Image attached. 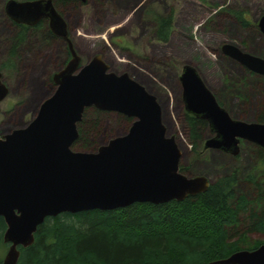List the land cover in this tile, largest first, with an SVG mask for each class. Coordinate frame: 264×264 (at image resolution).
Here are the masks:
<instances>
[{
  "label": "water",
  "instance_id": "1",
  "mask_svg": "<svg viewBox=\"0 0 264 264\" xmlns=\"http://www.w3.org/2000/svg\"><path fill=\"white\" fill-rule=\"evenodd\" d=\"M5 10L18 24L34 25L47 17L53 33L67 39L66 22L51 0H8ZM257 28L264 35V15ZM222 51L264 77L263 58L231 44L223 45ZM71 52V60L52 78L53 93L40 103L32 119L0 138V218L6 226L2 242L9 245L0 264H17L18 247L34 243V234L46 218L112 211L135 203L181 202L206 192L211 183L179 171L181 152L175 137L166 133L154 95L128 74L110 72L101 55L78 69L79 57ZM179 80L186 113L205 121L214 133L204 141V149L237 156L243 141L264 150V123L232 118L194 66H183ZM6 93L0 76V101ZM92 107L133 121L123 135L96 151H73L77 125ZM207 264H264V243Z\"/></svg>",
  "mask_w": 264,
  "mask_h": 264
},
{
  "label": "rangeland",
  "instance_id": "2",
  "mask_svg": "<svg viewBox=\"0 0 264 264\" xmlns=\"http://www.w3.org/2000/svg\"><path fill=\"white\" fill-rule=\"evenodd\" d=\"M7 1L0 0V67L17 33L4 12ZM145 9L173 14L174 23L167 43L151 39L150 20L143 17ZM234 11L247 12L251 26L240 27ZM62 13L81 62L101 55L110 71L127 73L156 97L166 133L175 137L181 152L180 163L189 168L188 176L214 181L234 170L240 176L252 173L259 177L252 171L254 144H242L237 156L204 150L201 145L193 150L182 120L184 105L179 76L183 66H194L232 118L252 122L256 108L264 101L260 91L263 77L251 74L230 59L223 53L222 46L231 44L264 59V35L257 28L264 15V0H87L82 6L63 7ZM30 47L31 53L28 52ZM16 52L17 71L13 74L5 64L2 70L9 94L0 105V138L24 127L40 103L53 93L49 78L64 56L58 42L45 43L38 33L26 37ZM241 92H245L246 97H240ZM99 122L100 131L95 136L99 146L127 130L113 112L103 115ZM209 135L210 131H206L201 143ZM249 237L252 241L264 242V234ZM7 250L8 245L0 244L1 260Z\"/></svg>",
  "mask_w": 264,
  "mask_h": 264
},
{
  "label": "trees",
  "instance_id": "3",
  "mask_svg": "<svg viewBox=\"0 0 264 264\" xmlns=\"http://www.w3.org/2000/svg\"><path fill=\"white\" fill-rule=\"evenodd\" d=\"M55 6L63 15V7L69 4L55 0ZM232 13L240 27L251 26L247 12ZM143 17L150 20L151 39L167 43L174 23L173 14L145 9ZM41 30L38 36L48 41V34ZM26 35L25 30L17 31L10 41L6 66L15 68L16 48L24 43ZM261 81L260 91L264 96V77ZM245 94L241 92L239 96L243 98ZM256 109L253 121L264 123V101ZM108 113L112 112L95 108L84 111L77 125L79 137L72 146L73 151H96L99 121ZM117 117L128 130L133 120L120 114ZM182 120L188 142L196 150L204 133L209 131L208 125L188 115ZM254 150L252 171L259 177L252 173L240 176L233 170L210 181L206 192L181 202L135 203L112 211L63 213L46 218L34 234V243L27 248L18 247L17 264H207L239 250H254L264 243L249 237L264 234V151L258 147ZM179 171L187 175L189 168L180 163ZM5 228L0 218L3 246Z\"/></svg>",
  "mask_w": 264,
  "mask_h": 264
},
{
  "label": "flooded vegetation",
  "instance_id": "4",
  "mask_svg": "<svg viewBox=\"0 0 264 264\" xmlns=\"http://www.w3.org/2000/svg\"><path fill=\"white\" fill-rule=\"evenodd\" d=\"M17 1V0H16ZM25 1H33V0H25ZM61 2H62V4H69V6H71L72 8H75V7H77V6H82L83 4H85V3H83V2H81V1H78V0H60ZM19 2H24V1H19ZM51 2H52V5H53V7H54V9H55V11L58 13V14H60L61 16H62V18L64 19V17H63V15L60 13V11L56 8V6H55V0H51ZM67 6V5H66ZM4 12H5V15H6V18H7V20L10 22V24L17 30V31H20V30H25L26 32H27V35L28 36H26V37H28L29 38V35L30 34H32V33H37V32H40V31H42L41 30V28L42 29H44L45 30V32L48 34V41L46 40V42L49 44V43H52V42H58L60 45H61V49H62V52H63V59L61 60V62L59 63V65H58V67L57 68H54L53 69V71H52V74L50 75V78H49V82H50V84L53 86V88L55 89V85H54V83H53V80H52V78H53V76L56 74V73H58L59 71H61V70H63L64 68H65V66L67 65V63L71 60V58H72V52H71V49L76 53V55L79 57V65H78V69L82 66V65H84L88 60H86L85 62H81V57H80V54H79V52L77 51V49H76V47H75V45L73 44V41H72V39H71V37H70V34H69V30H68V24H67V22H66V20L64 19V21L66 22V32H67V39H65V38H61V37H59V36H57L56 34H54L53 33V31L50 29V20H49V18H47V17H43V18H41L40 19V21H38L37 23H35L34 25H27V24H18V23H15L14 21H12L11 19H10V17L6 14V10H5V8H4ZM68 41H70L71 42V47H70V44H69V42ZM45 42V43H46ZM33 51V49H32V47H30V48H28V52L29 53H31ZM8 55L9 54H7L6 55V60L8 59ZM93 57V56H92ZM6 60H5V62H6ZM90 60V59H89ZM5 62L3 63V65L5 64ZM1 65V67H0V76H1V83L2 84H4L5 85V87H6V89H7V93H6V95H5V97L0 101V105L2 104V102L7 98V96H8V94H9V87H8V85L5 83L6 82V80H5V77H4V75H3V72H2V70H4V66H6V65ZM6 68L8 69V70H10V71H12L13 72V74H14V71H17V68L16 69H14V68H10L9 66H6ZM6 70V69H5ZM109 71H110V69H109ZM110 72H113V71H110ZM117 73V72H116ZM251 73V72H250ZM118 74H121V73H118ZM127 74V73H126ZM181 85V84H180ZM211 91V90H210ZM212 92V91H211ZM212 94L214 95V97H215V99L217 100V97L215 96V94L212 92ZM183 102V101H182ZM217 102L221 105V103L217 100ZM184 105V104H183ZM223 106V105H222ZM93 108V107H92ZM0 110H1V108H0ZM0 113H1V111H0ZM188 114L186 113V111H185V109L183 110V113H182V117H184V116H187ZM188 116H190V115H188ZM124 117H126V116H124ZM190 117H192V116H190ZM128 118V117H127ZM192 118H194V117H192ZM236 119V118H235ZM254 122H256V121H254ZM258 123H261V122H258ZM208 128H209V126H208ZM209 131H210V137H213L214 136V133L210 130V128H209ZM209 137V138H210ZM206 140V139H205ZM204 140V141H205ZM204 141L201 143V146H202V148L204 149ZM245 143H247V142H243V141H240V144H239V151H240V146L242 145V144H245ZM252 144V143H251ZM254 146H256V147H258V148H260L259 146H257V145H254ZM261 149V148H260ZM204 150H209V149H204ZM263 150V149H262ZM264 151V150H263ZM188 176V175H187ZM6 229V228H5ZM5 231V230H4ZM8 244H6V246H7ZM8 247H9V245H8Z\"/></svg>",
  "mask_w": 264,
  "mask_h": 264
}]
</instances>
